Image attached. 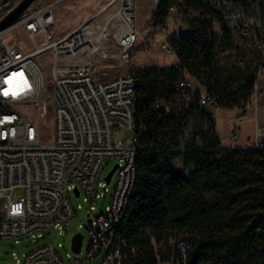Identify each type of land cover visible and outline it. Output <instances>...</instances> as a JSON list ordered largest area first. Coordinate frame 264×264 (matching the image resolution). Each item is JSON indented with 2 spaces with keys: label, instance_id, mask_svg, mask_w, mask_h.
Here are the masks:
<instances>
[{
  "label": "built area",
  "instance_id": "obj_1",
  "mask_svg": "<svg viewBox=\"0 0 264 264\" xmlns=\"http://www.w3.org/2000/svg\"><path fill=\"white\" fill-rule=\"evenodd\" d=\"M162 0H154L159 4ZM20 0H0L2 19ZM112 0L109 4H112ZM220 0L228 12L230 43H218L214 61L231 68H251L256 76L252 88L255 109L263 93L259 78L264 72V0ZM60 0L39 9L30 8L14 23L0 30V239L17 242L27 236L43 238L51 228L62 234L76 216L71 194L79 192L84 203H92L109 191L100 179L108 160L117 159L118 175L112 201L105 212L90 206L87 229L90 242L86 253H68L70 262L50 242L19 256L15 264H125V241L116 235L133 191L140 137L136 116L137 79L132 74L101 81L97 67L114 54L112 39L123 54L136 41L139 29L137 0H120L116 18L107 6L61 38H55V12ZM108 4V5H109ZM176 5L168 15L175 17ZM23 30L33 43L26 51L8 40V35ZM189 24L181 21L177 33ZM163 49L174 52L168 42ZM53 51L48 72L37 56ZM173 66L180 60L174 52ZM49 78L51 83H49ZM194 89L193 79H180L176 91ZM251 98V99H252ZM216 122L215 99L206 92L197 101ZM249 104V103H248ZM243 96L232 109H239L237 124L248 118ZM157 108L171 113L167 102L158 98ZM48 121L54 126V139L47 144ZM133 133L125 141L113 143L112 130ZM186 130L185 127H183ZM237 140V134L231 135ZM253 146L264 148V122L260 123ZM17 189L23 194L14 197ZM82 204L79 205V208ZM176 241L171 242L174 246ZM153 245L156 247L155 239ZM62 247L60 243L58 245ZM184 252V246L178 244ZM157 250V247H156ZM159 264L160 257L158 256ZM171 264V263H170Z\"/></svg>",
  "mask_w": 264,
  "mask_h": 264
},
{
  "label": "trees",
  "instance_id": "obj_2",
  "mask_svg": "<svg viewBox=\"0 0 264 264\" xmlns=\"http://www.w3.org/2000/svg\"><path fill=\"white\" fill-rule=\"evenodd\" d=\"M216 3L158 4L155 16L160 22L176 5L189 30L176 32L171 40L179 67H151L136 77L140 137L136 181L116 229L126 243L125 264H159L158 256L161 263L171 264H264V148L223 146L216 122L197 103L202 92L176 91L187 73L214 97L218 108L232 109L239 96L246 104L251 101L254 71L214 61L216 45L229 44L231 38L228 12L220 0ZM191 11L198 15L191 18ZM181 96L190 101L178 104ZM158 98L171 108L169 115L156 107ZM197 119L203 122L198 131L201 142L193 138L182 148L184 134ZM178 156L185 169L175 164Z\"/></svg>",
  "mask_w": 264,
  "mask_h": 264
},
{
  "label": "rangeland",
  "instance_id": "obj_3",
  "mask_svg": "<svg viewBox=\"0 0 264 264\" xmlns=\"http://www.w3.org/2000/svg\"><path fill=\"white\" fill-rule=\"evenodd\" d=\"M14 1V0H12ZM53 0H36L29 8L31 11L39 9L46 3ZM112 0H60V3L56 7L55 12V38H61L74 30L76 27L81 25L83 22L92 17L100 9L107 6L108 13H112L116 18V11L119 7L120 0H114L112 4H109ZM204 3L210 4V6H216V0H202ZM109 4V5H108ZM13 4L10 6L12 8ZM137 10L136 18L139 29V35L136 41L128 49V54H123L121 47L118 44L116 39H112V46L114 54L119 55L118 57L122 58H113L106 61L104 64L99 65L97 68V75L101 81L112 79L119 75L132 74L137 77L139 71L148 69L151 67H169L173 65L174 61V52L168 53L163 49V44L168 42L172 47L171 40L172 37L177 32L178 24L181 21H185L182 11L179 6L175 17L172 18L170 15H167L163 22H160L159 19L155 16L158 10L159 5L154 2V0H137ZM198 15L197 11H191V18ZM215 27L217 32L220 33V25L216 21ZM8 40L11 44L17 45L18 47L31 51L33 49V43L27 37L26 33L23 30H18L8 35ZM52 56L53 51L47 50L46 52L37 56V60L45 68L46 71L50 72L52 68ZM186 79L194 80V89L200 90L204 93V88L201 84L194 79L191 75L184 73ZM49 83L51 79L49 78ZM260 85L264 88V72L259 78ZM190 101V97L181 96L177 99L178 104H183ZM254 102L253 98L247 106V109L253 108ZM258 109L259 117L264 113V99L260 98L258 100ZM239 109H223L215 108L214 114L218 120V131L222 138L223 142H232L236 144H243L246 142H251L255 135V124L258 126L260 124L259 120L248 119L244 124L240 125L237 128H232L236 125L237 116L239 114ZM264 122L262 119L261 123ZM48 129L46 134L48 136L47 144L50 145L54 139V126L52 121H48ZM203 124L202 120H192L190 128L184 134L183 139L181 140V147L184 148L188 142L193 138H196L200 143L201 138L198 135L199 127ZM204 126H206L204 124ZM237 134V140H232L231 135ZM133 133L126 129L112 130L111 140L113 143H118L119 141H125L127 138L131 137ZM117 159L108 160L103 168L101 169L100 179L105 180L109 172L117 164ZM175 164L185 169V164L182 157L178 156L175 160ZM118 170H115L113 173L112 179L107 183L109 189L105 193L104 189H100V192L103 193V196L98 200L92 203H84L83 197L77 196L74 192L71 194V203L76 211V216L70 225L65 229V231L60 234L57 229L51 228L47 233H45L43 238H33L32 236H27L20 239L18 242L14 239H0V264H15L13 257V252L18 253L19 256H22L29 251L36 249L47 243H54L57 247L60 256L66 261L70 262L67 254L73 252L71 249V238L76 233L81 231L85 234L84 245L82 247L83 253H86L87 247L90 242L89 230L86 228L89 216H90V206L93 204L97 207V212H105V208L112 201V195L114 193L116 182H117ZM23 194L21 189H17L14 197L18 198ZM2 199H0V208L2 206ZM82 204V207L79 208V205ZM2 212L0 210V216ZM62 244V247H59V244ZM164 256L167 258L168 253H164ZM164 264H170L165 262Z\"/></svg>",
  "mask_w": 264,
  "mask_h": 264
},
{
  "label": "water",
  "instance_id": "obj_4",
  "mask_svg": "<svg viewBox=\"0 0 264 264\" xmlns=\"http://www.w3.org/2000/svg\"><path fill=\"white\" fill-rule=\"evenodd\" d=\"M36 0H20V2L15 5L2 19H0V30L8 27L16 20H18L28 9L29 7L35 2ZM118 168V164H115L114 168L109 172L106 176L105 180L108 182L111 181L113 173ZM76 195H79V192L76 191ZM91 219H88L90 222ZM87 227V225H85ZM85 234L81 231L76 232L71 238V249L74 253H80L81 249L84 245Z\"/></svg>",
  "mask_w": 264,
  "mask_h": 264
},
{
  "label": "crops",
  "instance_id": "obj_5",
  "mask_svg": "<svg viewBox=\"0 0 264 264\" xmlns=\"http://www.w3.org/2000/svg\"><path fill=\"white\" fill-rule=\"evenodd\" d=\"M259 85H260V83H259ZM260 87H261V89L263 90V93H262V95L260 96V98H262V99H264V88L260 85ZM259 98V99H260ZM247 112H248V118L246 119V120H248V119H257V120H259V109L258 110H256L255 109V106H253V108H250V109H247ZM262 119H264V113H263V115L261 116V118H260V123H261V121H262ZM218 120H219V118H218ZM218 120H217V117H216V128H217V132H218V135H219V137H220V139H221V143H222V145L223 146H225V147H251V146H253V144H254V140H255V137H256V134H257V132H258V127H259V125L257 126L256 124H255V135H254V138H253V140L251 141V142H246V143H243V144H236V143H232V142H223L222 141V138H221V136H220V133H219V131H218ZM245 120V121H246ZM245 121L243 122V124L245 123ZM242 125V124H241ZM240 125H238L237 124V120H236V125L234 124L233 126H232V128H237V127H239ZM238 136V135H237Z\"/></svg>",
  "mask_w": 264,
  "mask_h": 264
}]
</instances>
